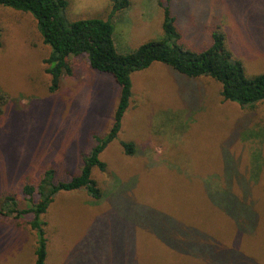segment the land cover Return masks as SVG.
Segmentation results:
<instances>
[{"label":"rangeland","instance_id":"1","mask_svg":"<svg viewBox=\"0 0 264 264\" xmlns=\"http://www.w3.org/2000/svg\"><path fill=\"white\" fill-rule=\"evenodd\" d=\"M68 2V22L111 20L120 54L164 39L159 2L165 0H130L115 14L111 0ZM170 7L182 48L202 53L218 32L247 78L264 74V0H173ZM0 33V87L10 96L0 116V196L16 194L24 209L30 205L20 190L25 178L36 183L53 169L59 183L80 173L96 138L113 125L120 87L82 56L70 59L73 75L52 93L45 64L50 48L34 18L0 6ZM131 80L122 129L100 156L106 171H92L104 198L95 201L83 190L56 196L42 217L45 263L264 264V102L245 108L224 102L219 82L188 78L160 63ZM122 142L135 144L133 156L124 153ZM208 188L232 193L248 209L242 231L210 199ZM231 205L236 210L237 202ZM244 206L237 210L243 213ZM149 219L156 228L169 220L195 227L217 248L168 250L139 229ZM31 221L32 215L0 214V264H34Z\"/></svg>","mask_w":264,"mask_h":264},{"label":"trees","instance_id":"2","mask_svg":"<svg viewBox=\"0 0 264 264\" xmlns=\"http://www.w3.org/2000/svg\"><path fill=\"white\" fill-rule=\"evenodd\" d=\"M111 1L114 3V14L128 9L131 4L130 0ZM172 1L159 2L163 11L164 39L147 42L134 52L120 54L113 39L112 21L87 19L68 22L64 18L69 6L68 0H0V6L27 13L36 21L44 45L50 48V54L45 60L46 73L50 76V92L54 93L59 89L64 76L73 75L70 59L82 56L87 58L93 70L112 77L120 87V99L113 117V125L105 136L96 138L97 145L88 156L83 157L82 167L77 176L70 181L56 183L55 171L48 169L36 183H31L29 178H25L20 190L29 197L30 205L24 209L19 207V198L16 194L0 196L1 215L5 217L15 215L18 218L33 216L30 225L37 235L34 264H46L48 240L43 226L47 223L42 221V217L48 213L59 193L83 190L95 201L104 198L103 191L92 179V171L94 168L101 172L106 171L107 166L100 156L109 144L118 138L122 129V117L128 110L132 98L133 73L146 70L154 63H160L188 78L209 77L219 82L222 85L221 97L224 102L237 103L243 108L254 107L264 102V74L247 78L243 63L235 59L227 49L225 36L221 33L213 34L212 47L202 53H192L178 44L182 36L176 26V18L171 12ZM9 102L10 96L0 87V116L3 115ZM262 133L264 136V130L260 135ZM253 135L260 136L254 133ZM121 146L127 156H133L136 152L133 142H122ZM260 159V153H257L256 160L260 161ZM207 192L210 199L233 218L242 231L241 217L248 213L242 202L228 191L212 192L211 188H208ZM35 196L38 198L36 201ZM111 198L113 199L112 196ZM234 201L237 202L236 210L232 205L231 209L228 206L229 202L232 204ZM241 206L245 209L243 213L237 210ZM149 221L151 223L149 222L147 226L141 225V222H147L140 221L139 229L155 235L168 250H216L217 248L208 246L210 239L195 227H186L180 222L169 220V226L159 223L160 226L156 228V224L153 227L152 221L150 219ZM218 250L223 249L218 247ZM80 260L84 261V257Z\"/></svg>","mask_w":264,"mask_h":264}]
</instances>
